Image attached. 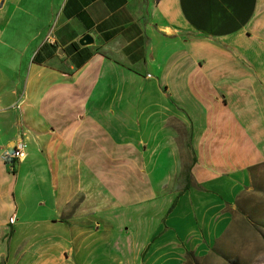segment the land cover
Here are the masks:
<instances>
[{"label":"crops","instance_id":"crops-1","mask_svg":"<svg viewBox=\"0 0 264 264\" xmlns=\"http://www.w3.org/2000/svg\"><path fill=\"white\" fill-rule=\"evenodd\" d=\"M263 181L264 0H0V264H183Z\"/></svg>","mask_w":264,"mask_h":264},{"label":"rangeland","instance_id":"rangeland-1","mask_svg":"<svg viewBox=\"0 0 264 264\" xmlns=\"http://www.w3.org/2000/svg\"><path fill=\"white\" fill-rule=\"evenodd\" d=\"M254 187L239 198L238 213L215 245L206 243L208 236L199 237V228L192 232L190 246L183 242L181 247L196 257H186L183 264H264V181Z\"/></svg>","mask_w":264,"mask_h":264},{"label":"built area","instance_id":"built-area-1","mask_svg":"<svg viewBox=\"0 0 264 264\" xmlns=\"http://www.w3.org/2000/svg\"><path fill=\"white\" fill-rule=\"evenodd\" d=\"M48 40L51 41V38L49 37ZM25 156H26V143L24 142L23 139H19L16 142L13 149L6 150L2 154L3 160L10 167V169H13L15 164L23 160Z\"/></svg>","mask_w":264,"mask_h":264},{"label":"water","instance_id":"water-1","mask_svg":"<svg viewBox=\"0 0 264 264\" xmlns=\"http://www.w3.org/2000/svg\"><path fill=\"white\" fill-rule=\"evenodd\" d=\"M93 41H94L93 36H92L91 34L87 33V34L83 35V36L80 38L79 43H80L81 45H88V44L93 43Z\"/></svg>","mask_w":264,"mask_h":264},{"label":"trees","instance_id":"trees-1","mask_svg":"<svg viewBox=\"0 0 264 264\" xmlns=\"http://www.w3.org/2000/svg\"><path fill=\"white\" fill-rule=\"evenodd\" d=\"M186 257H193V258H195L196 257V254L194 253V252H187V254H186Z\"/></svg>","mask_w":264,"mask_h":264}]
</instances>
